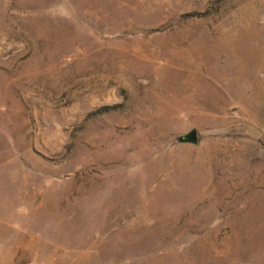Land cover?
Returning <instances> with one entry per match:
<instances>
[{
	"label": "rangeland",
	"instance_id": "rangeland-1",
	"mask_svg": "<svg viewBox=\"0 0 264 264\" xmlns=\"http://www.w3.org/2000/svg\"><path fill=\"white\" fill-rule=\"evenodd\" d=\"M0 264H264V0H0Z\"/></svg>",
	"mask_w": 264,
	"mask_h": 264
},
{
	"label": "water",
	"instance_id": "water-1",
	"mask_svg": "<svg viewBox=\"0 0 264 264\" xmlns=\"http://www.w3.org/2000/svg\"><path fill=\"white\" fill-rule=\"evenodd\" d=\"M177 141L186 144H196L198 141V135L196 129L192 128L186 133L179 135Z\"/></svg>",
	"mask_w": 264,
	"mask_h": 264
}]
</instances>
